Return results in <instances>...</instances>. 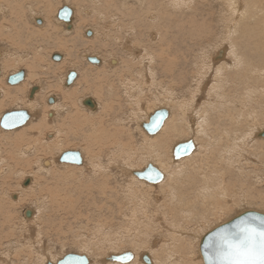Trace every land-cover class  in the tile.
I'll return each mask as SVG.
<instances>
[{"label":"bare ground","instance_id":"6f19581e","mask_svg":"<svg viewBox=\"0 0 264 264\" xmlns=\"http://www.w3.org/2000/svg\"><path fill=\"white\" fill-rule=\"evenodd\" d=\"M55 1L0 0V121L3 115L11 110L26 109L29 113V119L23 124L26 126L23 129L17 127L7 130L0 124V149H11L7 152L10 157L8 162L12 166H16L20 162L19 173L28 177L27 180L32 181V184L28 188L26 187V189L24 187L27 185L24 183V189H15L16 186L12 187V180L6 173L8 165L3 163V157L0 156V174L1 176H5L4 181L0 182V200L3 201H0V204L1 202L3 204L0 205L1 218L3 215L1 212L4 211H1V209L4 208L5 201L9 205H17L20 202H24L23 200L19 201L21 200V196H23V190H35L37 188L39 191V180L37 182L34 178L35 176L30 173L32 168L29 163L31 161L34 163L35 172L38 175H48L52 173V170L56 166L61 168L66 167V169L70 170L67 173L68 175L62 179L64 189L61 192L62 204L60 212L64 211L65 207L63 203L66 202L71 206V209L76 207L78 209L79 205L81 207L82 201L79 199L75 200V193L70 186V180L74 181L78 190L87 194L91 190V188L87 187H91V184H83L85 180L84 174L86 173L84 170H88L90 174L94 175H102L104 173L105 176V173L114 171L113 168H116L118 170L116 173L120 172L123 176L121 178L124 183L123 187H125L124 196L127 199L125 200L127 201L126 206L124 205L123 207L125 208L124 215L129 216V224L135 222L141 215L143 218H141L143 221L141 224L144 223L145 226L149 227L153 226L154 231L160 230L163 234H166V238L160 239H164L165 243L163 242L164 245L162 244L163 247H160L161 249L156 247L160 240L158 238H153L154 240L150 239L152 236L149 238L148 234V237L144 236L145 238L143 237L142 239L143 241H145L144 239L152 241V248L154 249L136 252L135 250L117 251L118 249L116 248L117 250H114L116 252L109 251L110 253L101 254L102 256L94 259L89 254V250L95 245L90 246L93 242H89V239L86 240L87 243L85 241L80 245L76 253L86 254L89 258V264H147L143 261L144 254L149 256L151 264H205L200 250L202 238L209 230L215 228L216 225L213 227L212 225L214 224H212L211 227L205 224L209 227L206 226V228L204 225V228L202 223H198V230H194L197 227L192 228L189 226L190 228H185L184 225H189L191 222L186 224L187 222L182 219L192 220V218H195L197 216L194 213L195 209H193L195 207L201 208L203 215L211 207L219 208V211H221L222 205H226L227 200H230L227 197H236L239 193V199L243 202L241 205L244 208L237 211V213L252 210L248 209L249 207L245 205L249 200L248 196L243 192V183L239 187L237 185L238 181L242 178L235 180V178H239V176L241 177L245 173L241 172L242 162H246L245 168L247 165H250L249 172H251V175H254L257 179H255L256 181L264 178V171H261L263 168L261 169V165L259 166L261 163L260 159L257 160L259 157H251L250 155L255 153V150L253 151L251 148H254L255 144L257 148V146L261 145L258 142L264 141V136L261 134L264 131V124L257 123L260 119L258 114H261V111L260 113L256 112L258 110L256 108L258 107L257 104H264V0H212V2H217L221 8L218 12L220 22L219 34L216 32L214 35L213 32L214 38L209 39L210 31L208 29L199 27L192 19L186 20L182 23L183 25L188 22L190 24L189 27L187 26L186 35L183 32H178L182 38L189 41V44L184 46L177 45L174 35H170L168 31L165 34L161 32L157 25L160 18H158L153 5L157 1L163 2L166 10L168 8L177 10L190 8L195 4L196 0H65V3L67 1H86L89 3L90 10L86 11L88 15L84 14L86 15V19L81 20L82 24L80 28L79 24L75 23V15L72 16L70 25L61 20L58 14L56 17L53 15L56 12L53 4ZM8 3H11L10 5L13 4V6L10 8ZM82 6H80L81 10L86 5ZM86 8L88 9V6ZM76 9L75 7L73 10ZM40 14H46L47 20L54 16L55 21L49 22V20H46L48 23L45 21L42 24V19L39 18ZM79 14H82V12H79ZM39 20H41L40 23ZM61 26H63L64 31ZM208 26L211 28L210 24ZM79 30L84 31L82 33L83 37L88 32L90 34L88 33L87 36L93 34V37L87 39V43L89 42L92 46L90 45L89 48L82 50L81 54L79 53V56H81L80 60L84 59L86 61L89 56H96L100 61L99 63L91 62L92 65H88L92 66L91 71L98 70V74L95 77L93 76L95 75L94 73L88 75L85 73L86 76L83 79L84 84L82 85L79 84L82 81L80 77L85 75V71L81 72L82 69L80 67L82 66L85 69V64L82 65V61L79 60L81 63L79 67L78 60L72 59V62H68L69 58L62 54H60L61 58L59 61H56L58 59H54L52 56V61L48 57L47 62L44 63L43 58L47 54L40 52L39 49L44 44L38 38H48L47 40L51 42L53 47L51 48L54 50L64 47L67 42L65 44L61 40L66 41L67 37L79 32ZM169 30H171V27ZM24 32L29 33L30 37H27L28 39H24ZM36 35L37 37L33 39V36ZM97 38L103 42L100 44L99 50L103 49V45L108 46V51H111L109 54L108 52L106 53V48L104 51L107 55H103L98 49L95 51ZM94 40L96 41L94 42ZM191 40L197 42V44H194L197 47L190 44ZM74 43L76 44V42ZM242 43L245 45V51L239 49ZM27 44L29 45L26 46ZM30 45L34 47V50L31 49ZM36 46L40 48L35 49ZM196 49L198 50L194 53ZM49 50L51 51V49ZM119 50L122 52L118 53L120 52ZM247 51L253 53L252 59L246 58ZM184 53L191 55V59L188 58L187 54L185 55L187 57H185ZM179 55L184 56L182 60H178L180 59L178 58ZM193 61L194 67H191L189 62ZM67 62L69 65L71 63L69 67L65 66L68 65ZM45 65H48L50 70L45 69V67L43 68ZM62 66H64V69ZM88 69L87 71L90 70ZM55 71L60 73L58 83L55 80L57 78V76H54ZM72 71L76 72V75L72 83L68 84L67 77ZM187 73H191V75ZM11 74L13 76L20 74L22 78L16 83H9L8 78L12 76ZM44 74L47 77L49 75L52 77L46 80ZM185 74L191 76V79H187L188 76ZM53 77L55 81H53ZM230 83L231 86L235 85L239 87L240 84L243 86L240 89L242 93L241 97L238 95L240 97L238 98V102L236 91H239V89L231 87L236 90L232 91V93L230 91L231 88L228 89ZM227 85L229 86L227 87ZM107 88L120 91L121 100L117 102L121 103V101H124L129 103V107L122 112L124 114L122 115L121 113L122 116H119L118 112L113 111L107 101L105 102L103 99L104 102H101L103 96L104 98L108 97V91L107 93L103 92ZM145 88H149V91L146 93L150 91L154 93L152 97V93L149 95L152 99L154 98L153 100L163 101L159 103L161 107L157 106V109L166 108L169 110L168 118L155 135L148 134L142 125L149 121V117L152 114L151 112L150 114L148 113L150 109H148V102L145 101L146 98H139V94L145 92ZM208 89H210V93H208L209 98H206V91ZM93 94L98 97V101L94 99L85 100L88 95L92 96ZM50 98H53L52 102L49 101ZM88 100L92 104H89ZM164 101L168 103L165 104ZM250 104H252V107H255V111L247 108ZM7 106L10 108L8 111H6L8 109ZM177 111L179 112L177 113ZM262 116L261 120H264V114ZM60 121H64V123L61 125ZM134 124H136V127H133ZM113 125L115 126V130H117L116 134L113 131ZM105 126H112L113 130L107 131ZM135 130L138 132L137 134L141 137V140L139 141L137 137L131 143H126L129 140L127 139V133L130 137ZM64 132L67 134L72 133L83 140L64 144ZM176 137H184L182 140L179 138V142L193 140L195 143V149L190 155L177 160L173 157V148L179 143L174 142ZM8 138H11L12 142L19 143V145L12 147L10 142L5 143L4 139ZM125 139L127 140L125 141ZM80 142L85 143L81 144ZM136 144L142 145L143 148H136ZM105 145L108 146V148H105L107 152L104 151ZM78 147H81V149ZM70 150L80 151L81 164L60 161V156ZM202 151L206 152L205 158L199 157L202 162L196 165L195 161L198 160L196 156L200 154L202 156ZM259 154L262 155L261 153ZM194 158L195 161L191 163ZM150 163L154 164L164 173L162 181L149 183L135 174L136 171L145 169ZM189 163L190 165L187 166ZM194 163L195 166L193 165ZM234 168H237L235 172H233ZM71 171L74 174L76 172V175H71ZM187 171L190 172V175L186 174ZM37 174L36 176H38ZM31 175L34 177H31ZM112 179L114 180V177ZM19 185L21 186V184ZM57 186L58 184L56 183L46 187V189H43V187L42 192L44 190L48 191V195L51 198L52 193L56 192L54 190H57ZM103 188L105 189V187ZM154 188L163 190V200L161 199V195L159 196L153 192ZM123 193L120 197L123 196ZM94 194L96 195L93 191V193L91 192L88 195L94 197ZM44 196L38 199L39 203L36 199L38 203L36 205L32 202L33 200L31 201L33 206L30 204V207L32 209L28 207L25 210L23 208L25 211L19 217V226L22 232L21 238L16 237L9 240L6 246L0 249V260L4 264H12V257L18 256L21 252H27V250L28 252L24 260L31 259L35 262L34 264H44V262L47 263L49 261L56 263L60 259L52 261L58 252L61 253V249L57 250L58 248L52 244V239L46 245L43 240L46 236H41L44 231L41 233V230L38 229L36 220L39 217V207L49 199L47 198L48 196ZM2 197L8 198L6 200L3 198L4 201ZM12 198L17 200H13ZM23 204L21 203L20 206ZM6 209L8 208L6 207ZM28 211L31 212L30 216L27 215ZM138 212L139 216H137ZM199 212L201 213V211ZM208 213L211 214L210 211ZM11 219L13 218H9L10 222L15 225L16 221ZM129 219L127 220L128 222ZM204 219L203 221L206 220ZM5 220L7 222V219ZM137 221L135 224L139 226V224L137 225ZM194 222L197 223L196 220ZM194 222L192 220V226L195 225ZM3 223L5 222L2 220V226ZM125 224L127 225L126 222ZM9 225L10 233L8 235L10 237L16 231H19L17 230L19 227ZM49 225L51 224L45 225L46 228ZM40 226L43 227L42 224ZM2 231L3 229L0 230L1 233ZM96 232L98 234L101 232V225L97 226ZM79 234H82V232ZM83 235L85 236V234ZM102 235L104 234H101L100 237ZM111 235L113 234H110L109 237ZM96 236L97 234L95 233L93 237ZM188 236L190 238L193 237V239L188 240ZM74 237L77 238V236ZM98 238L97 242L101 240V238ZM108 239L106 240L109 241ZM113 241H110L111 244H113ZM188 241L189 243L191 241L195 243L193 247L195 251L191 252V255H195L193 259V256L190 257L188 251L190 249L189 246L193 243L189 246L187 244L188 248L185 247ZM103 244L101 245L105 247ZM134 244L138 246L139 242L135 241ZM178 244L182 246V253H178L175 250L180 248V246L176 248ZM156 250L160 251V254L163 255L158 254ZM64 251H62L63 256L67 254ZM126 251H131L134 254L132 261L122 263L109 260V256L112 254H121ZM22 254L24 255V253ZM157 256H160L159 259H162V261ZM23 258L21 259L23 260ZM24 260L20 264H27L29 262H25ZM196 261L198 262L195 263Z\"/></svg>","mask_w":264,"mask_h":264},{"label":"rangeland","instance_id":"374dc122","mask_svg":"<svg viewBox=\"0 0 264 264\" xmlns=\"http://www.w3.org/2000/svg\"><path fill=\"white\" fill-rule=\"evenodd\" d=\"M62 2H63V4H62ZM70 2L71 1H67L66 3H65V0H56L55 1V3H53L54 4V8H55V11L56 12H54V16L56 17L57 16V14H58V10L59 9H61L64 5H69L70 7H73V9L76 7L77 9L76 10H74V14L73 15H77L76 17L74 16V19H75V23L79 26V28L81 27V24H82V21L81 20H83V19H86V15H88L87 13H86V11L87 10H90V7H89V3L88 2H71V4H70ZM79 3V4H78ZM11 3H8V5H9V7L11 8L12 6H13V4L12 5H10ZM16 4V3H15ZM35 4H37V3H35ZM38 4H40V3H38ZM82 4H83V6H88V9L86 8V6L85 7H83L82 6ZM34 5V4H33ZM73 5V6H72ZM78 5H79V7H78ZM35 6H37V5H35ZM80 6H82L83 7V10H81L80 9ZM153 7H155V9H156V12H157V16H158V18H160V20H158L159 21V23L157 24L158 25V27L160 28V30H161V32H163L164 34L168 31L169 33H170V35H174V40H175V42H176V44L177 45H187V44H189V41L187 40V39H185V38H182L181 36H180V34L178 33V32H183L185 35H186V32H187V26L189 27V22L188 23H185L184 25L182 24L183 22H185L186 20L188 21V20H190V19H192V20H194L196 23H197V25L199 26V27H201V28H204V29H208L209 31H210V36H209V39H213L214 37H213V32H214V35H215V33L217 32V34H219V29H220V22H219V16H218V12L220 11V5L217 3V2H212V0H196L195 1V4L193 5V6H191L190 8H182V9H177V10H173V9H171V8H168V10H166V8H165V5L163 4V2H154V5H153ZM27 8V7H26ZM85 8V9H84ZM79 9H80V11H79ZM81 13L82 12V14H79V12ZM76 11H77V14H76ZM171 12V13H170ZM78 14H79V16H78ZM84 14H86V15H84ZM81 15H83L82 17H80ZM46 14L44 15V14H40L39 15V18H41L42 19V24H43V22H45L47 19H46ZM54 16H53V18L51 19V18H48V20H49V22H53L52 20H54ZM45 17V18H44ZM81 19H80V18ZM56 19H58V18H56ZM77 19V20H76ZM47 20V21H48ZM59 20V19H58ZM46 21V22H47ZM55 21V20H54ZM209 22V23H208ZM48 23V22H47ZM208 24H210L211 25V28L208 26ZM66 27V26H65ZM171 27V30H169V28ZM61 28H62V30L64 31V29H63V26H61ZM83 30H84V28H83ZM84 31H80L79 30V32H76V33H74L72 36H69V37H67L66 39L68 40H61L62 42H67V44L64 46V47H60V48H57V49H54V50H52V44H51V42L49 41V40H47L48 38H43V37H38L39 38V40L41 39L42 40V43L44 44L40 49L39 48H37V46L35 47V49H39L40 50V52L42 53L43 52V54H47V55H45V58H43V62L44 63H46L47 62V59H48V57H49V60H53V58H52V56H53V54H55V53H58V54H62V55H66L68 58H69V60H67L68 62H72V59L73 60H80L81 59V56H79V53L81 54L82 53V50H85L86 48H89V46L91 45L92 46V44H90L89 42L87 43V39L88 38H91V37H93V34L91 35V36H87V33H85V35H84V37H83V35H82V33H83ZM78 33V34H77ZM216 34V35H217ZM30 35H32L31 33H30ZM24 36H25V38L24 39H28L30 36H29V33H26V32H24ZM44 36V35H43ZM61 36V35H60ZM28 37V38H27ZM37 37V35L36 36H33V39L34 38H36ZM75 37V38H74ZM64 38V37H63ZM71 40H70V39ZM74 38V39H73ZM97 40V42L95 43V47H96V49H95V51H97V49L99 50V46H101L100 44H102L103 42H102V40H100L99 41V38H97L96 39ZM96 40H94V42L96 41ZM48 41H49V43H48ZM82 41V42H81ZM70 42V43H69ZM74 42H76V44L74 43ZM28 43V42H27ZM74 44L75 45V47L77 48H75L74 47V45H73V48H72V44ZM84 43V44H83ZM205 43V42H204ZM47 44V45H46ZM50 44V45H49ZM70 44V45H69ZM86 44V45H85ZM151 44H153V43H151ZM190 44H192V45H194V44H197V42H193L192 40H191V43ZM29 44H27L26 46H28ZM80 45H81V47H80ZM32 48V50H34V47L32 46V45H30ZM69 46V47H68ZM98 46V47H97ZM245 45H244V43H242V45L239 47V49L242 51V50H244L245 51V47H244ZM52 47V48H51ZM71 47V48H70ZM79 47V48H78ZM190 47H192V46H190ZM194 47H197V45H194ZM27 48V47H26ZM68 48H70V49H68ZM83 48V49H82ZM102 50L100 49L99 51H101L102 52V54L103 55H107V54H105V51H106V53L108 52V54L111 52L110 50L108 51V46H102ZM105 48H106V50H105ZM159 48V47H158ZM157 48V49H158ZM43 49H44V51H43ZM48 49V50H47ZM49 49H51V51L49 50ZM67 49H68V51H67ZM46 50V51H45ZM62 50V51H61ZM64 50V51H63ZM79 50V51H78ZM105 50V51H104ZM197 50L198 49H196L195 50V52L194 53H196L197 52ZM48 51V52H47ZM50 51V52H49ZM54 51V52H53ZM67 51V52H66ZM70 51V52H69ZM94 51V52H95ZM120 51V50H119ZM53 52V53H52ZM77 52V53H76ZM122 51H120V52H118V53H121ZM50 53V54H49ZM66 53V54H65ZM67 53H69L68 55H67ZM71 53H72V55H71ZM117 53V52H116ZM117 53V54H118ZM188 53V52H187ZM187 53H184V56L187 54ZM77 54V55H76ZM101 54V53H100ZM179 54H181L180 52H179ZM246 54L247 55H245L246 56V58H250V59H252L253 58V53H251L250 51H247L246 52ZM69 55H70V57H69ZM75 55H76V57H75ZM79 56V57H78ZM118 56H119V54H118ZM181 56V57H180ZM184 56H182V55H179L178 56V58H180V59H178V60H182V58L184 57ZM187 56H188V58L189 59H191V55H188L187 54ZM187 56H185V57H187ZM51 57V58H50ZM77 57H78V59H77ZM192 58H193V55H192ZM229 58H231V57H229ZM88 59V58H87ZM177 59V58H176ZM189 59H188V61H189ZM56 61H59V60H56ZM62 61V60H61ZM80 61H82L81 63H82V65L83 64H85L84 65V67H85V69L81 66V63H80ZM79 61V63L78 64H80L79 65V67L82 69H80L81 70V72L82 71H85L84 72V74L85 73H87V75L88 74H95V75H93V76H95L96 77V75L98 74L97 72H98V70H92L91 71V68H92V66L90 67V66H88L89 64H91L92 65V63L91 62H89L88 60H80ZM86 63H85V62ZM67 62V64L68 65H65L66 67H69L70 65H71V63H70V65H69V63ZM88 63V64H87ZM189 65L191 66V67H194L193 65H194V61L193 62H189ZM45 67V69L47 68V70H50V68L48 67V65H45V66H43V68ZM65 67V68H66ZM88 67H90L89 69H88ZM191 67H190V69H191ZM62 68L64 69V66H62ZM54 69V68H53ZM67 69V68H66ZM87 69L89 70V71H87ZM120 69V68H119ZM52 70V69H51ZM58 71H55V77L57 76V78H55V80H56V83H58V78H59V76H60V73L58 72ZM96 72V73H95ZM100 73V72H99ZM57 74V75H56ZM187 74H189V75H191V73H187ZM187 74H185L186 76H188L187 77V79H191V76H189V75H187ZM44 76H45V79L46 80H48L50 77H52L51 75H49V77H47V75L46 74H44ZM86 76V74L83 76V77H80V78H82L81 80L83 81V79H84V77ZM48 78V79H47ZM186 78V77H185ZM54 80V77H53V81H55ZM82 81H80V82H82ZM79 82V84L80 85H82V84H84V81L82 82V83H80ZM112 83V82H111ZM178 83V82H177ZM84 86V85H83ZM229 85H227V87H228ZM108 87V86H107ZM177 87V86H176ZM231 87H234V89H236V88H238L239 89V91H236V90H234L233 88H231ZM231 88V89H230ZM243 88V86L240 84V86L238 87H236L235 85H232L231 86V83H230V87H228V89H230V91L232 92V91H236V93H237V102L239 101L238 100V98H240L241 97V91H240V89H242ZM106 89V88H105ZM103 90V92L104 93H107V91H108V97L107 98H104V96L101 98L102 100H101V102H104L103 101V99L105 100V102L107 101V103L109 104V106L112 108V110L113 111H116V112H118V115L119 116H122L124 113H122L123 112V110L124 109H126V108H128L129 107V103L128 102H124V101H121V103L120 102H117L118 100H121V97H120V91H118V90H111V89H109V88H107V90ZM109 89V90H108ZM147 91H149V88L147 89V88H145V92H143V93H141V94H139V98L140 99H143V98H146L145 99V101L146 102H148V105H149V108L148 109H150L149 110V114H150V112L151 113H153V111L155 110V109H157L156 107L158 106V107H161L160 105H159V103H161V102H163V101H156V100H153L151 97L153 96V92L152 91H150V92H148V93H146ZM229 91V92H230ZM207 94H206V98H209V94L208 93H210V89H208L207 91ZM110 93V94H109ZM112 93V94H111ZM152 93V94H151ZM233 93V92H232ZM151 94V97L149 96ZM204 94V95H205ZM61 95H62V93H61ZM94 95V96H93ZM92 96L91 95H88L86 98H85V100L86 99H94L95 101H98V97L95 95V94H93ZM238 95L240 96V97H238ZM201 96V95H200ZM199 97V96H198ZM96 98V99H95ZM234 98H236L235 96H234ZM164 103L165 104H167L166 103V101H164ZM169 103H171V102H169ZM102 104V103H101ZM261 104V105H260ZM260 104H257L258 105V107H256L257 109V111L256 112H259L260 113V111H261V114H258V116H259V122H257L258 124H264V120H261L262 118H263V114H264V108H263V106H264V104H262V103H260ZM153 106V107H152ZM250 106V107H249ZM247 108H249V109H251V110H254L255 111V107H252V104H250ZM260 106H262V107H260ZM252 107V108H251ZM7 108H8V106H7ZM151 108H152V110H151ZM261 108V109H260ZM8 110H10V108H8L6 111H8ZM125 111V110H124ZM263 111V112H262ZM179 111H177V113H178ZM121 113H122V115H121ZM260 116H262V117H260ZM261 121V122H260ZM61 122V125L64 123V121L62 122V121H60ZM60 122H59V125H60ZM24 127H26L25 125H22V126H20V128L19 129H23ZM113 127H114V130H113ZM113 127L112 126H110V127H106L105 126V129L107 130V131H115V134L117 133V130H115V126L113 125ZM133 127H136V124H134L133 125ZM133 133V132H132ZM138 132L135 130L134 131V133H133V135L132 136H130L129 137V134L127 133V139H129L128 141H130V142H128V141H126L127 139H125V141H126V143H131L132 142V140H135L137 137V139L140 141L141 139V137L137 134ZM64 134H65V136H64V139H63V143L64 144H68V143H71V142H77L78 140L80 141V140H83L81 137H79V136H74L72 133H65L64 132ZM182 140L183 138L182 137H176L175 139L177 140H175L174 139V142H179V140L180 139ZM124 141V142H125ZM4 142L5 143H8V142H10V144H11V146L12 147H16L17 145H19V143H17V142H12V139L11 138H8V139H4ZM81 144H84L85 142H80ZM125 143V144H126ZM258 143H261V145H259ZM257 143V145H259V146H257V148H256V144H255V147L254 148H251V150H255L254 152V154H250L251 155V157L252 156H255V157H259L257 160H259L261 163L259 164V166L261 165V171H264V162H263V160H264V141H262V142H258ZM262 143H263V145H262ZM250 144H251V142H250ZM130 145V144H129ZM136 146V148H143V146L142 145H138V144H136L135 145ZM79 149H81V147H78ZM105 148H108V146H104V151L105 152H107V149H105ZM8 150H11V149H3V148H1L0 149V156L1 157H3V163H5V164H7L8 165V167H7V169H6V173H7V176H9V178L12 180V187H15V189H21V188H23L24 187V182L28 179V177H26L25 175H21V173H19V170H20V167H21V165H20V162H18L17 164H16V166H12L8 161H9V159H10V157H9V155L7 154V152H8ZM249 152H250V150H249ZM202 153V156H201V154L200 155H198V156H196V157H198V158H196V159H198V160H196L195 161V158L191 161V163H193L194 161H195V163H196V165H198L199 164V162H202L201 161V159L200 158H202V159H204L205 157H204V155H206V152H204V151H202L201 152ZM259 153H261L262 155H260ZM257 154V155H256ZM259 154V155H258ZM200 157V158H199ZM245 158V157H244ZM137 159H139V157H137ZM262 159V160H261ZM200 160V161H199ZM243 160H245V159H243ZM195 163L193 164L194 166H195ZM243 164L242 165H244V166H242L241 165V172L243 171V172H245V173H243L242 174V176L240 177L239 176V178H235V180L236 179H240V178H242L241 180H239L238 181V183H237V185H238V187L239 186H241V183H243L242 184V187H243V192L246 194V196H248V202H246V206L247 207H249L248 209H252V210H260V211H264V178L263 179H259L258 181H256L257 179L254 177V175L252 174L251 175V172H249L250 171V169H249V167H250V165H247V167L245 168V166H246V162H242ZM30 164V167L32 168L31 169V174H33V175H31V177L33 176L36 180H37V182H38V180H39V182H38V184H40V189H39V191L37 190V188L35 189V190H23V196H21V200H19V201H24V202H20L19 204H17V205H9V204H7L6 203V199L8 198V197H2V199L5 201V203H4V208H2L1 209V211H3V212H1V213H3V215H2V218H1V216H0V219H1V221H0V225L2 224V220L5 222V223H3V226L1 225L0 226V230L1 229H3V231H2V235L0 234V249H3L5 246H6V244H7V242L9 241V240H11V239H14V238H16V237H19V238H21V235H22V232H21V228H20V226H19V222H20V219H19V217L24 213V211L25 210H27L28 209V207H29V209H32V207H30L32 204H31V201L32 202H34L35 203V205L36 204H38L39 203V198L40 197H42V196H44L45 194V196L44 197H47V198H49V199H47V202H45L42 206H40L39 208H40V212H39V217H37V225H38V229H40L41 231V236H48L47 238L46 237H44L43 238V240L45 241V244L47 245L49 242H50V239H52L51 241H52V244L56 247V248H58L57 250L59 251L60 249H61V253H59L58 252V254L55 256V258L52 260V261H57L59 258H61L62 256H63V253H62V251L63 250H65L64 252H66V253H69V252H76L77 250H79V248H80V245L81 244H83L86 240H89V242L91 241V242H93L90 246H92V245H95V246H92L91 248H90V250H89V254L92 256V258H94V259H96V258H98L99 256H102L103 254H108V253H110V252H116V251H114V250H117V251H122V250H135L136 252H139V251H144V250H146V249H154V248H152V245H153V242L152 241H148L147 239H144L145 241H143V237L145 236V237H148L149 236V238L150 239H153V238H158L159 240L160 239H162V238H166V234H163L162 233V231H160V230H153L154 228H153V226H145L144 225V223L143 224H141L143 221H142V217H141V215L139 214V212L137 213V216H139L138 218H137V220H141V221H137V225L139 224V226H136V221L135 222H131V224H129L130 223V219H129V216H125L124 214V212H125V208L123 207L124 205L126 206V203H127V201H125V200H127L126 199V197L124 196L125 195V191H124V189H125V187H123V180H122V178H121V176H122V174L120 173V172H118V173H116L118 170L116 169V168H113V170L114 171H110V172H108V173H105V176H104V173H102V175L101 174H96V175H94V174H90L89 173V171L88 170H84L86 173L84 174V178H85V180H84V183L83 184H85V185H90L91 187H87V188H91V190L90 191H88V193L86 194L85 192H83V191H80V190H78L77 188H76V186H75V183H74V181L73 180H70L69 181V183H70V186L73 188V190H74V193H75V200H81L82 202H81V207H79L78 206V209H76V208H74V209H71V206L70 205H68L67 204V202L66 203H63V206L65 207V209H64V211H59L60 210V207H61V204H62V199H61V192H62V190L64 189L63 188V183H62V179L65 177V176H67L68 174L67 173H69V169L67 168L66 169V167H64V168H61V167H59V166H56L55 167V169H53L52 170V173H50V174H48V175H38L37 174V172H35L36 171V168L34 167V163L31 161V163H29ZM32 164V165H31ZM140 164H142V163H140ZM263 164V165H262ZM190 165V163L187 165V166H189ZM192 165V164H191ZM60 169H59V168ZM138 167V166H137ZM191 167V166H190ZM34 168V169H33ZM141 168V167H140ZM191 168H193V167H191ZM235 169H237V168H234V170H233V172H235ZM249 169V170H248ZM56 170V171H55ZM35 174H34V173ZM61 174H60V173ZM188 172V173H187ZM186 172V174H189L190 172L189 171H187ZM237 172V171H236ZM249 173V175H248V173ZM64 173H65V175H64ZM112 173H114V174H112ZM237 173H239V172H237ZM264 173V172H263ZM36 174L38 175V176H36ZM106 174H110V175H106ZM61 175H62V177H61ZM71 175H76V172H75V174H74V172H72L71 171ZM90 175V176H89ZM117 175H119L118 177H117ZM190 175V174H189ZM24 176H25V178H24ZM44 176V177H43ZM46 176V177H45ZM99 176V177H98ZM101 176V177H100ZM107 176V177H106ZM0 182H2V181H4V177L5 176H1V174H0ZM30 177V178H31ZM106 179H105V178ZM112 177H114V180L112 179ZM123 177V176H122ZM234 177V176H233ZM24 178V179H23ZM93 178H95V179H93ZM2 179V180H1ZM32 179V178H31ZM46 179V180H45ZM48 179V180H47ZM90 179V180H89ZM112 179V180H111ZM116 179V180H115ZM229 179V178H228ZM232 179V178H231ZM256 179V180H255ZM92 180V181H91ZM99 180H101V181H99ZM106 180V181H105ZM119 180V181H118ZM246 180V181H245ZM21 181V182H20ZM41 181V182H40ZM44 181H46L45 183H44ZM51 181V182H50ZM95 181V182H94ZM99 181V182H98ZM230 181V180H229ZM232 181V180H231ZM243 181V182H242ZM51 184H50V183ZM86 182V183H85ZM89 182V183H88ZM240 182V183H239ZM15 183H16V185H15ZM43 183V184H42ZM58 184V186H57V190H54V192L55 193H52V197L50 198V196L48 195L49 194V192L48 191H46V190H44L43 192H42V190L43 189H46V187H48V186H50V185H54V184ZM98 183V184H97ZM107 184V185H105V184ZM119 183H121V185H119ZM13 184H14V186H13ZM18 184V185H17ZM19 184H21V186L19 185ZM30 184H32V181H30L29 182V184L27 185V186H25L24 188L26 189V187L28 188L29 186H30ZM93 184H95L94 186H93ZM102 184H103V186H102ZM240 184V185H239ZM41 185H42V187H41ZM45 185V186H44ZM98 186H99V188H98ZM107 186V187H106ZM123 188H122V187ZM44 187V188H43ZM94 187V188H93ZM103 187H105V189L103 188ZM109 187V188H108ZM119 187V188H118ZM23 188V189H24ZM43 188V189H42ZM103 189V190H101V189ZM99 189H100V191H99ZM120 189H122V190H120ZM155 189V190H154ZM153 189V192H155V194L157 193L159 196L161 195V199L163 200V197H164V193H163V190H161V189H159V188H154ZM242 189V188H241ZM119 190V191H118ZM32 191V192H31ZM35 191H37V192H35ZM93 191H94V193H96V195L93 197L92 195H88L89 193L91 194V192L93 193ZM96 191V192H95ZM187 191V190H186ZM30 192V193H29ZM39 192V193H38ZM102 194H101V193ZM124 192V193H123ZM34 194V195H32V194ZM122 193H123V198L122 197H120L121 195H122ZM30 194V195H29ZM41 194H42V196H41ZM44 194V195H43ZM240 194V193H239ZM239 194H237L236 195V197H233V196H228L227 198H230V200H227V203H226V205H222V209H221V211H219V208H214V207H211V209H208V211H210L211 212V214L210 213H208V211H206L205 213H204V215H203V212H202V209L201 208H198V207H195V208H193V209H195V211H194V213H195V215H197L196 217H195V215H194V217L196 218H192V220H193V222H194V220H196L197 221V223H195L194 222V224L195 225H193L192 226V220L191 219H189V220H187L186 218H184V219H182V220H184V221H186L185 223L186 224H188V222H191L189 225H184V227L186 228H190L189 226H191L192 228H195V227H197V228H195L194 230H198V223H202L203 225V227H204V225L205 224H207V225H209V226H211L212 224H214V225H212L213 227L216 225V226H218V224H221V223H223V221L225 222L226 220H228V219H230L231 217H233V216H235V215H237V214H239V213H237V211H239V210H241V209H243L244 207L241 205L243 202H241V200L239 199L240 198V196H239ZM118 195V196H117ZM2 196V195H1ZM31 196V197H30ZM35 196V197H34ZM117 196V197H116ZM92 197V198H91ZM31 200H30V199ZM73 198H74V195H73ZM122 198V199H121ZM13 199V198H12ZM26 199V200H25ZM34 199H35V201H34ZM38 201H37V200ZM43 199V198H42ZM124 199V200H123ZM13 200H17V199H13ZM29 200V201H28ZM250 200H251V202H250ZM253 200V201H252ZM0 201H2V200H0ZM38 203H37V202ZM3 202V201H2ZM2 202H1V204L0 205H3L2 204ZM27 202H29V203H27ZM87 202V203H86ZM125 202V203H124ZM21 203H24L23 205H21L20 206V204ZM33 203V204H34ZM92 203V204H91ZM123 203V204H122ZM31 204V205H30ZM85 204V205H84ZM121 204H122V206H121ZM83 205V206H82ZM33 206V205H32ZM58 206V207H57ZM119 206H120V208L122 209H120L119 208ZM6 207L8 208V209H6ZM13 207V208H12ZM20 210H19V209ZM23 208L25 209V210H23ZM79 208H80V210H79ZM12 209V210H11ZM18 209V210H17ZM197 209V210H196ZM80 212V213H78V212ZM199 211H201V213L199 212ZM7 212V213H6ZM8 212H11V213H8ZM5 213V214H4ZM17 213V214H16ZM76 213V214H75ZM78 213V214H77ZM200 214V216H202V217H200L199 216V214ZM11 214V215H10ZM14 214H15V216H14ZM202 214V215H201ZM208 214V215H207ZM9 215V216H8ZM3 216H4V218H3ZM13 218V219H11V220H13V221H16V223H15V225H13V223H11L10 222V220H9V218ZM125 216V217H124ZM209 216V217H208ZM5 217H7V218H5ZM200 219H198V218ZM206 217H208V218H206ZM129 219V222L127 221L128 219ZM142 218V219H141ZM201 218H205L204 220L205 221H203V219L201 220ZM5 219H7V222H6V220ZM38 219H40V220H38ZM125 219V220H124ZM186 219V220H185ZM47 220V221H46ZM49 220V221H48ZM200 222H199V221ZM96 221V222H95ZM99 221V222H98ZM102 221V222H101ZM123 221V222H122ZM127 223V225L125 224V222ZM48 222V223H47ZM89 222V223H88ZM105 222H106V224H105ZM208 222V223H207ZM221 222V223H220ZM51 224V225H49L47 228H50V229H48L47 230V228H46V226L48 225V224ZM92 224V226H93V228H92V226H91V224ZM100 223V224H99ZM184 223V222H183ZM217 223V224H216ZM9 224H11V225H13L14 227H19V228H17V230H19V231H16L15 232V234L13 235V236H10L9 237V233H10V229L8 228V227H10V225ZM43 225V227H45V228H43L42 226H40V225ZM87 224V225H86ZM101 225V232H99V234L96 232V229H97V226H99V225ZM106 226H105V225ZM110 224V226H108ZM134 224V225H133ZM198 224V225H197ZM8 225V226H7ZM18 225V226H17ZM46 225V226H45ZM53 225V226H52ZM84 225H86V226H84ZM90 225V227H88ZM142 225H144L143 227H142ZM207 225H205V227L207 226ZM209 226H207V227H209ZM211 226V227H212ZM3 227V228H2ZM5 227H7V228H5ZM41 227V228H40ZM146 229H145V228ZM204 227V228H205ZM206 227V228H207ZM5 228V229H4ZM52 228V229H51ZM57 228V229H56ZM88 228V229H87ZM128 228H130V229H128ZM144 228V229H143ZM148 228H149V230H148ZM191 228V229H192ZM90 229H91V231H90ZM105 229V230H104ZM111 229V231H109ZM143 229V230H142ZM5 230V231H4ZM103 230V231H102ZM105 231V233H103ZM108 233H107V232ZM144 231V232H143ZM80 232H82V234H85V236L83 235L82 236V234H79ZM86 232H88V234H86ZM92 232H93V235H92ZM148 232V233H147ZM18 233V234H17ZM19 233H20V235H19ZM47 233V234H46ZM91 233V234H90ZM97 234V236L96 237H93L94 236V234ZM107 234L108 235V237H107V235H102L101 237H100V235L101 234ZM91 236H90V235ZM110 234H113V235H111L110 237H109V235ZM142 234H143V236H142ZM149 234V235H148ZM19 235V236H18ZM77 236V238H75L74 236ZM81 237H79V236ZM148 235V236H147ZM3 236V237H2ZM98 236H99V238H98ZM2 237V238H1ZM51 237V238H50ZM85 237V238H84ZM91 237H92V239H91ZM104 237H106V238H104ZM144 237V238H145ZM168 237V236H167ZM79 238H80V240H79ZM84 238V239H83ZM97 238L98 239H100L101 238V240H98V242H97ZM103 238H104V240H103ZM109 238V239H108ZM188 238V240H191V238L193 239V237H191L190 238V236H188L187 237ZM47 239V240H46ZM94 239H96V240H94ZM106 239H108L109 241H107ZM54 240V241H53ZM83 240V241H82ZM112 240H114L113 241V244H111V242L110 241H112ZM142 240V241H141ZM154 240V239H153ZM49 241V242H48ZM124 241V242H123ZM135 241H137V242H139V245L138 246H136L134 243H135ZM187 241V240H186ZM99 242H100V245H99ZM110 242V243H109ZM160 242H162V243H160ZM160 242H159V246L157 245V244H155V245H157L156 247H158V248H160V247H163V245H164V243H165V241H164V239L163 240H160ZM164 242V243H163ZM185 242V241H184ZM55 243V244H54ZM86 243H87V241H86ZM96 243V244H95ZM104 243V244H103ZM151 243V244H150ZM191 243H193L192 245H191ZM98 244V245H97ZM101 244H103V245H105V247H103ZM106 244H107V246H106ZM160 244H161V246H160ZM163 244V245H162ZM187 244H188V246L189 245H191V246H189V248L190 249H188V251H189V254H190V257H192V259L195 257V255L194 254H192L191 255V252H194L195 251V248H193L194 246H195V243H194V241H191L190 243H189V241L188 242H186V245H185V247H187ZM62 246H64V247H62ZM180 246V248H178ZM3 247V248H2ZM137 247V248H136ZM155 247V248H156ZM192 247V248H191ZM63 248V249H62ZM117 248V249H116ZM124 248V249H123ZM176 248H178V249H175L176 250V252H178V253H182V251H183V249H182V246L180 245V244H178L177 245V247ZM184 248V247H183ZM188 248V247H187ZM157 249V248H156ZM161 249V248H160ZM26 250V249H25ZM112 250V251H111ZM159 250V249H158ZM178 250V251H177ZM192 250V251H191ZM110 251V252H109ZM157 251V250H156ZM27 252H28V250H27ZM27 252H21V253H19L18 254V256H19V258H18V256L16 257H12L11 258V260H12V264H20V262H23V260L25 259V255H27L26 253ZM158 252V254H160V251H157ZM22 253H24V255L22 254ZM21 254H22V256H21ZM102 254V255H101ZM189 254H188V256H189ZM161 255V254H160ZM163 255V254H162ZM161 255V256H162ZM21 256V257H20ZM24 257V258H23ZM158 257V259H159V257L160 256H157ZM21 258H23V260L21 259ZM164 259V258H163ZM196 259V258H195ZM159 260H161L162 261V259H159ZM25 261V260H24ZM27 261H29V262H27ZM25 262H27V264H34L35 262H33V260H29V259H27ZM32 262V263H31ZM198 261H196L195 263H197ZM0 263H2V264H4L1 260H0ZM44 264H47L46 262H44Z\"/></svg>","mask_w":264,"mask_h":264},{"label":"snow or ice","instance_id":"6c2138e0","mask_svg":"<svg viewBox=\"0 0 264 264\" xmlns=\"http://www.w3.org/2000/svg\"><path fill=\"white\" fill-rule=\"evenodd\" d=\"M163 114H161L162 116ZM26 119L23 113H12L3 118V127H14ZM160 127V117H157L149 125V131L155 132ZM187 149L192 144L182 145ZM179 155V150H177ZM65 161L79 162V154L71 153L64 156ZM149 173L156 177L161 174L154 168L149 167ZM153 179L152 175L147 176ZM203 256L206 264H264V216L246 215L241 216L233 223L218 226L208 236L207 242L203 245ZM131 260V254L122 257ZM59 264H84L82 259L69 256L67 260Z\"/></svg>","mask_w":264,"mask_h":264},{"label":"water","instance_id":"95a60500","mask_svg":"<svg viewBox=\"0 0 264 264\" xmlns=\"http://www.w3.org/2000/svg\"><path fill=\"white\" fill-rule=\"evenodd\" d=\"M73 13H74V10L72 7H70L69 5H64L61 9H59V12H58V17L61 19V20H64L65 22L68 23V25L71 24V19H72V16H73ZM41 22V20H39V23ZM89 33V32H88ZM87 33V34H88ZM90 34V33H89ZM53 58L54 59H60L61 58V55L58 54V53H55L53 55ZM88 60L90 62H93V63H99V58H97L96 56H89L88 57ZM75 75H76V72L72 71L69 73L68 77H67V83L70 84L72 83L73 79L75 78ZM22 77L20 76V74H16V75H12L9 77L8 81L9 83H16L18 82ZM50 102L53 101V98H50L49 99ZM88 103L89 104H92L91 101L88 100ZM12 113H23L26 117V119L23 120L22 123H17L14 127H10V128H5L7 130H10V129H14V128H17V127H20L22 126L24 123H26V121L29 119V113L26 109H18V110H11V111H8L6 112L3 117L1 118V121H0V124L1 126L3 127V118L9 114H12ZM161 114H163L161 116ZM169 116V110L166 109V108H160V109H157L155 110L154 113H152L149 117V121L148 122H145L143 123V128L147 131L148 134L150 135H155L161 128L162 126L164 125L166 119L168 118ZM157 117H160V127L157 128V130L155 132H152V131H149L148 129V125L153 121L155 120ZM4 128V127H3ZM263 136H264V131L261 133ZM187 144H192L193 147L192 148H189L187 149V153H185V150L184 148L182 147V145H187ZM195 149V143L193 142V140H186L184 142H179L177 143L174 148H173V157L177 160V159H180V158H183V157H186L188 155H190L193 150ZM177 150H179V155H177ZM71 153H77L79 154V162H73L71 160L69 161H65L64 159V156L66 155H70ZM60 161L62 162H69V163H75V164H81L82 163V158H81V153L80 151L78 150H70V151H66L64 152L61 156H60ZM149 167L151 168H154L156 171H158L161 175L159 177H156L154 173H149L148 172V169ZM135 174L139 177V178H142L143 180L149 182V183H158L160 181H162V179L164 178V173L158 168L156 167L154 164L150 163L147 165V167L143 170H138L135 172ZM148 175H152L154 178L153 179H148L147 176ZM29 181L30 180H26L24 182L25 185H28L29 184ZM31 212L28 211L27 212V215L30 216ZM246 215H256V216H264V212H261V211H258V210H246V211H243L241 213H239L238 215L234 216L232 219H230L229 221L227 222H224L218 226H223V225H227L229 223H233L235 222V220L239 219L241 216H246ZM218 226H216L215 228H213L212 230H209L206 235L202 238V242H201V246H200V250H201V254H202V257L204 259V263L206 264V260L203 256V251H204V248H203V245L207 242V236L214 230L216 229ZM131 254L132 256V259L131 260H128V259H122V257L124 256H127ZM71 256V257H77V258H80L82 259V261L84 262V264H89V258L86 254H79V253H76V252H69L67 254H65L62 258H60L56 263H52V262H47V264H59V262H62L64 260H67V258ZM134 258V254L131 252V251H126V252H123L121 254H112L111 256H109V260L110 261H117V262H122V263H127V262H130L132 261ZM143 261L147 264H151V259L149 258V256L147 254H144L143 255Z\"/></svg>","mask_w":264,"mask_h":264},{"label":"flooded vegetation","instance_id":"af4514ba","mask_svg":"<svg viewBox=\"0 0 264 264\" xmlns=\"http://www.w3.org/2000/svg\"><path fill=\"white\" fill-rule=\"evenodd\" d=\"M12 74H14V73H12ZM12 74H11V75H12ZM9 76H10V75H9ZM9 76H8V77H9ZM8 79H9V78H8ZM8 82H9V81H8Z\"/></svg>","mask_w":264,"mask_h":264}]
</instances>
